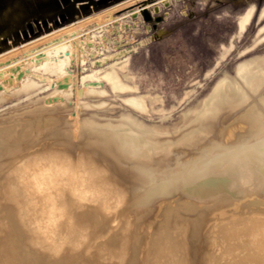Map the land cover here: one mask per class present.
<instances>
[{"label": "bare ground", "instance_id": "1", "mask_svg": "<svg viewBox=\"0 0 264 264\" xmlns=\"http://www.w3.org/2000/svg\"><path fill=\"white\" fill-rule=\"evenodd\" d=\"M63 63L44 67L61 73ZM16 68L1 73L0 100L14 85L10 96L26 91L33 108L0 118V264H264V56L171 126L56 117L70 94L32 97L37 80ZM104 77L113 89L152 87L127 64ZM126 100L161 121L177 104H162L160 91Z\"/></svg>", "mask_w": 264, "mask_h": 264}, {"label": "rangeland", "instance_id": "2", "mask_svg": "<svg viewBox=\"0 0 264 264\" xmlns=\"http://www.w3.org/2000/svg\"><path fill=\"white\" fill-rule=\"evenodd\" d=\"M258 56H264V0H0V90L7 76L1 73L17 65L16 72L28 71L39 82L34 86L38 90L30 89L32 97L47 96L56 103L59 98L51 94L55 89L70 94L63 97V106L59 103L62 109L51 114L56 117L98 125L133 121L171 126L222 77H235L241 63ZM49 58L63 60V72L45 69ZM123 64L152 87L113 89L104 74L113 65L121 70ZM48 78L54 83L49 85ZM88 86L105 92L78 95V87ZM11 90L10 99L0 100V118L12 109L18 114L32 111L30 95L23 90L22 96L13 97L14 85ZM190 90L194 96L182 100ZM155 91L163 93L162 104L177 102L168 120L126 100ZM87 101L103 104L87 107ZM148 186L139 184L137 194Z\"/></svg>", "mask_w": 264, "mask_h": 264}]
</instances>
